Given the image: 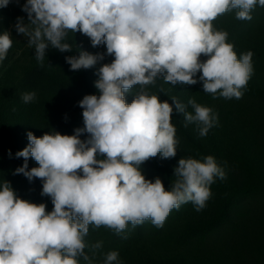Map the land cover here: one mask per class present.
<instances>
[{"label": "clouds", "instance_id": "clouds-1", "mask_svg": "<svg viewBox=\"0 0 264 264\" xmlns=\"http://www.w3.org/2000/svg\"><path fill=\"white\" fill-rule=\"evenodd\" d=\"M10 2L0 0V8ZM257 5L264 7V0H25L21 10L28 23L17 17L14 27L41 66L49 47L72 51L64 42L69 32L85 35L94 48L105 45L114 59L95 73L99 96L79 101L83 127L73 135L53 131L39 138L29 131L28 146L15 153L23 164L13 174L29 182L40 179L41 196L51 199L53 209L19 198L8 181L0 184V264H80V258L93 264L85 249L90 247L94 257L102 242L85 243L89 225L119 235L129 223L136 227L150 220L161 228L182 204L191 202L197 212L206 206L210 186L226 179L214 156L181 158L170 190L159 177L146 179L140 165L158 154L177 155L173 105L184 115L185 127L195 124L200 137L218 124V114L195 99L187 105L176 97L172 104L161 101L145 86L162 77L173 86L201 83L213 99H241L253 74V53L238 58L228 33L215 30L212 22L231 10L236 19L251 20ZM12 43L10 32L0 34V62ZM103 60L104 54L83 50L65 57L73 72ZM136 85L140 89L127 103L125 92ZM35 96L24 93L21 99L28 104ZM30 157L38 167L29 168ZM118 257L111 251L104 264H119Z\"/></svg>", "mask_w": 264, "mask_h": 264}, {"label": "trees", "instance_id": "trees-1", "mask_svg": "<svg viewBox=\"0 0 264 264\" xmlns=\"http://www.w3.org/2000/svg\"><path fill=\"white\" fill-rule=\"evenodd\" d=\"M235 13L236 10H231L218 16L212 22V26L215 30L228 33L227 42L233 44L238 58L249 51L254 55L264 43V7L257 5L250 13L251 20H238ZM21 14L24 15L25 23H28L25 17L26 13L22 11ZM64 42L72 45V51L61 53L54 48L51 51H46L43 66L36 60L33 48L24 49L22 46L21 63L24 64V68H20L15 73L5 71L0 74V184L4 181L10 182L12 188L24 194L25 197L42 190L40 179L29 182L23 174H13L15 169L23 164V158H16L15 153L28 146L27 133L30 131L34 135L37 132L39 134L38 128L41 130V134L55 131L69 135V128L71 126L75 128L73 117L77 114V120H83V109L79 107V101L85 95L99 96L100 94L95 87V81L98 79L95 74L97 69L104 63H111L114 59V56L107 55L105 45L94 48L91 46L90 39L79 32H69ZM80 50L91 54L102 53L104 60L89 69L70 71L65 57L78 56ZM204 59L206 57L202 56L201 60ZM27 62L28 64H25ZM251 62L253 74L247 83L243 97L238 100L235 98L225 100L222 97L213 99L211 94L203 92L201 83L189 85L191 88H188L180 97L175 92H181L179 87L186 84L177 83L173 86L170 83H165L162 77L157 78L154 84L145 86V89H149L151 95H158L161 101H168L170 104H172L170 99L172 97H176L185 105L189 99H195L198 104L210 107L215 112L219 109L223 110L230 115L231 121H234L242 117L241 107L243 108V106L241 105L245 100L249 101V105L258 104L262 107L261 111H264V87L260 86L255 75L257 69L264 71V63L257 64L254 59ZM139 89L140 86L136 85L126 94L130 97ZM170 89H175L173 95L169 94ZM30 92L36 94L35 99L25 104L21 97L24 93ZM71 97H77L78 102L69 101ZM188 107L192 109L191 106ZM173 109L171 122L176 131L178 130L184 137V141L180 142V145L184 149H189L190 153L198 160L212 155L218 163L217 152H222L225 142L223 132L225 133L226 127L217 124L209 130L207 136L199 137L197 135L199 139L196 133L184 131L182 127V123L185 121L184 115L176 112L174 105ZM248 113L246 115L248 119H256L259 116L252 110ZM248 147L251 151L249 143ZM9 150L12 153L11 158ZM98 158L103 159L104 157ZM255 158L257 163L254 166L246 164L243 169L244 175L253 181L251 184L240 186L232 181L217 178L215 183L210 186L211 193L220 204L219 210L213 216L203 220L189 217L193 214L195 207L191 202H188L183 204L182 208L169 214L161 228L154 226L150 220L136 227L129 223L124 232L118 235L110 228L104 226L97 228L94 225H89L85 243L91 246L102 242V247L96 250L94 257L90 247H86L85 252L93 259V264H104L107 253L111 251L119 253V264H195L196 256L198 258L196 262L202 264L203 258L197 252L204 246L210 234L227 225H231L235 229L240 224L246 223L247 219L245 218L248 212L244 211L238 216L240 217L239 223L237 221L233 223L231 220L230 212L234 204L239 200L254 198L257 190H264V174L261 173L258 164L264 160V153ZM28 165L29 168L38 167L31 157L28 160ZM150 165L154 169L157 167V162L152 161ZM175 179L167 177L165 180L172 184ZM52 209L53 204L46 206L47 211L50 212ZM125 236L126 239L123 238ZM262 252L264 250L258 253L260 261H264ZM160 253L164 257L167 255V258L160 257ZM80 264H85L82 258H80Z\"/></svg>", "mask_w": 264, "mask_h": 264}, {"label": "rangeland", "instance_id": "rangeland-1", "mask_svg": "<svg viewBox=\"0 0 264 264\" xmlns=\"http://www.w3.org/2000/svg\"><path fill=\"white\" fill-rule=\"evenodd\" d=\"M24 3L25 0H19V3L12 0L7 7L0 8V34H3L4 31H8L13 39L12 47L9 49L6 59L0 62V74H3L5 71H12L15 73V71L17 72L20 68H24V64L21 63V59L23 58V50L21 47L24 46V49L30 47L27 44L28 39L17 34L14 27L17 22V17L24 16L21 14V6ZM25 15L27 18V14ZM51 49L52 48L49 47L47 51H51ZM253 59L257 64L264 63V43L261 44V48L252 56V61ZM25 64H28V62ZM256 71V78H258L260 86L264 87V71L259 69ZM179 88L181 92L176 91L175 94L181 97L186 90L191 87L185 85ZM145 90L151 95L149 89ZM174 90L175 89H170L168 91L169 94L173 95ZM137 92L138 91L135 93ZM135 93L129 97L125 92V100L127 103L132 102ZM69 101L78 102V98L71 97ZM248 102L249 101L245 100L241 105L243 106V108L241 107V110H243L242 117L240 119L237 118L234 121H231L230 115L223 112V110L217 109L218 111L215 112L213 109L214 113L218 114V124L226 127L225 133L223 132L225 142L221 150L222 152H217L219 157L218 164L225 169V180L232 181L240 186L251 184L253 182L250 178L244 175V166L246 164L254 166L257 163L255 157L262 156V153H264V111H261L262 107L258 104L249 105ZM250 110L259 116H257L256 119L246 118V115L249 114L248 111ZM187 111L192 112L193 110L187 107ZM77 118L78 115L76 114L72 119L75 128H73V126L69 128V135L74 134V129L83 127V120L80 119L78 121ZM182 127L186 133H196V136H199L195 124H189L185 127L184 121ZM37 130L40 131L39 134L38 132L35 133V136L38 138L47 133L42 131L43 134H41V130L38 128ZM175 135L179 140V144L177 146V155L174 158L163 159L158 154L155 158H151L148 162H144L140 165V170L146 179L154 182L155 178L159 177L166 190H170L172 184H169L165 179H167V177L175 178L174 168L178 166V161L181 158L197 159L190 153L189 149H184V147L180 145V142L184 141L182 134L177 130ZM80 138L82 140L86 139L87 134L82 135ZM248 143L251 147V151L249 150ZM152 161L157 162V167H154V169L152 168L153 166L150 165V162ZM258 164L261 173L264 174V160ZM14 190L19 198L37 204L45 203L46 206L52 204L49 197L41 196L42 190L30 194L27 197L16 191V189ZM181 206L180 208H182ZM219 208L220 204L218 203V199L212 194L206 202V206L199 212L194 209L193 214L189 217L198 220L207 219L216 214ZM175 210L178 209H173L170 214ZM243 211L248 212L246 215L247 217L245 218L247 219L245 224H240L235 229L231 225H227L207 237L204 246L197 252V254L203 258L202 264H264V261H260L258 257V253H261V250H264V190H257L254 198L245 199L244 201L239 200L234 204L230 212V218L233 220V223L235 221L239 223L240 217L238 216L242 214ZM242 221L244 222V220ZM159 256L164 259L167 258V255L164 257L161 253ZM197 260L198 258L196 256L194 263L200 264V262H196ZM189 263L192 262L189 261Z\"/></svg>", "mask_w": 264, "mask_h": 264}]
</instances>
